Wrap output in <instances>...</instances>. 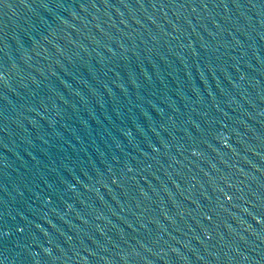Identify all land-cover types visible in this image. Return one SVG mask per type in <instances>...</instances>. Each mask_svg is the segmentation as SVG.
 Wrapping results in <instances>:
<instances>
[{
  "label": "water",
  "instance_id": "water-1",
  "mask_svg": "<svg viewBox=\"0 0 264 264\" xmlns=\"http://www.w3.org/2000/svg\"><path fill=\"white\" fill-rule=\"evenodd\" d=\"M0 264H264V0H0Z\"/></svg>",
  "mask_w": 264,
  "mask_h": 264
}]
</instances>
